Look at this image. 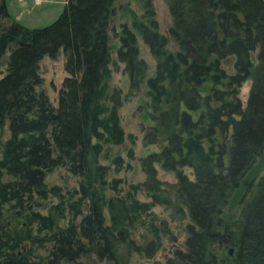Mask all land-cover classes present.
I'll return each instance as SVG.
<instances>
[{"label":"trees","instance_id":"obj_1","mask_svg":"<svg viewBox=\"0 0 264 264\" xmlns=\"http://www.w3.org/2000/svg\"><path fill=\"white\" fill-rule=\"evenodd\" d=\"M139 1L145 12L129 8L131 25L123 24L117 56L129 75V93L147 85L152 122L146 141L160 150L142 158L147 178L124 195H107L120 179H108L109 165L100 161L102 141L125 136L121 91L113 93L111 106L103 102L116 0H67L49 24L13 21L0 28V58L10 51L0 77V128L9 119L12 132L0 155V264H83L82 257L93 254L110 264H132L120 247L134 245L137 222L156 200L191 218L186 247L166 264H219L216 246L224 244L235 247L236 264H264V173L245 182L250 195L240 216L227 224L223 217L231 195L264 154V0H169V35L160 30L153 0ZM9 16L0 0V18ZM138 34L156 60L150 76ZM61 50L68 75L55 106L42 89L40 60ZM230 57L234 72L223 65ZM247 79L252 84L244 106L240 87ZM157 164L174 171L177 182L163 187ZM61 165L80 177L70 195L46 181L48 171ZM187 165L195 179L183 170ZM143 187L152 201L136 197ZM50 192L58 201L47 212L36 209V197ZM12 208L26 212L13 233L3 229ZM27 241L51 243L45 260H33ZM159 245L152 239L145 249L154 252Z\"/></svg>","mask_w":264,"mask_h":264},{"label":"rangeland","instance_id":"obj_2","mask_svg":"<svg viewBox=\"0 0 264 264\" xmlns=\"http://www.w3.org/2000/svg\"><path fill=\"white\" fill-rule=\"evenodd\" d=\"M10 12L9 17L0 18V28L8 25L13 21H19L24 25L35 27L44 26L54 21L62 12L67 0H6ZM153 5L156 11V17L159 21L161 32L169 35V27L172 23V15L169 8V0H153ZM115 11L110 19V43L112 46V73L108 79L107 96L103 99L107 105L113 104L112 95L116 90L121 91L123 98L122 104L119 107L121 125L125 131L124 139L121 142L102 141L104 148L100 154V161L109 165L108 179L119 178V186L117 189L109 187L107 195H124L129 190H134L131 186L133 183L144 182L147 178L146 172L142 165V158L153 151L160 150L158 143H148L146 141V132L151 124V118L148 115V95L147 85L141 86V89L134 93L130 91V81L128 72L125 70V63L120 61L117 56V49L120 45V35L122 33L123 24L131 25V12L133 9L139 14L145 12L141 1L139 0H116ZM138 42L140 47V55L144 57L148 64V76L155 72L156 60L150 51L148 44L145 43L140 34H138ZM170 48H176L175 42L170 39ZM9 49L0 58V77L7 72ZM256 52L253 53L255 58ZM66 55L63 50L57 56L45 55L40 60V74L42 76V89L48 94L51 102L57 106L59 92L62 87L68 71L65 66ZM224 67L229 72L235 71L234 57H230L223 61ZM252 80L247 79L240 87V97L244 106L247 104ZM10 121L6 119L3 127L0 128V155L2 145L11 136ZM158 177L163 181L162 186L167 187L171 183L177 182V175L174 171L165 170L161 164H157ZM183 170L195 179V174L191 166H184ZM264 173V154H262L254 167L248 172L244 181L231 195L228 203L224 207V221L231 223L237 219L242 211V207L248 199L250 193L247 192L245 182L255 176ZM80 177L70 172L66 166H57L48 171L46 181L51 189L53 185H60L62 191L70 195L69 191L77 190ZM78 195V194H77ZM77 195L75 197H77ZM137 198L142 201H152L153 197L150 191L146 188H140L135 192ZM79 196V195H78ZM74 197V198H75ZM73 198V199H74ZM40 204H36V209L42 212H47L48 207L57 202L58 198L52 192L47 198H37ZM9 204L6 206L8 210ZM12 210V211H11ZM7 212L8 217L3 222V229L14 231L21 227L19 220H24L26 212L16 214L12 208ZM17 215V217H16ZM106 215L109 218V210L106 209ZM7 222V223H6ZM191 222L189 215L180 216L175 213L174 209L164 202L156 200L152 204L151 209L142 213L141 218L137 222L136 229L132 234L134 245L123 244L120 250L128 254L132 264H166L168 258L174 255L178 248H185L186 238L188 236L187 226ZM152 223L156 225L154 229ZM157 240L160 244L158 249L150 252L145 249V245L150 240ZM27 243V244H26ZM25 246H33L34 252L32 258L34 261L45 260L50 252L51 243L47 242L44 245L32 244L26 242ZM24 246V248H25ZM228 245L216 246V251L219 254V264H236L234 256L230 253ZM23 249V248H22ZM20 249L18 248V251ZM20 252V251H19ZM42 259V260H41ZM83 264H110L105 260H100L93 254L90 257H82ZM69 264V263H64Z\"/></svg>","mask_w":264,"mask_h":264},{"label":"water","instance_id":"obj_3","mask_svg":"<svg viewBox=\"0 0 264 264\" xmlns=\"http://www.w3.org/2000/svg\"><path fill=\"white\" fill-rule=\"evenodd\" d=\"M229 251L233 255L235 253V247L234 246L230 247V250Z\"/></svg>","mask_w":264,"mask_h":264}]
</instances>
